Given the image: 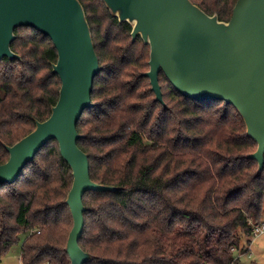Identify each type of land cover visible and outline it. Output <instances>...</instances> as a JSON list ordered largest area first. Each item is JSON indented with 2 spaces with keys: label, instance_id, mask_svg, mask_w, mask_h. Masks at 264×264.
Here are the masks:
<instances>
[{
  "label": "trees",
  "instance_id": "trees-1",
  "mask_svg": "<svg viewBox=\"0 0 264 264\" xmlns=\"http://www.w3.org/2000/svg\"><path fill=\"white\" fill-rule=\"evenodd\" d=\"M101 69L77 123L90 177L120 187L89 191L79 238L84 264H240L253 225L263 222L264 169L247 157L257 143L237 109L193 100L159 74L164 104L150 80V46L102 0H80ZM229 21L237 0H192ZM0 61V164L43 121L59 98L53 41L32 27L15 29ZM72 170L55 139L13 183L0 184V259L22 240L21 264H71L65 251L73 217L65 203ZM246 241L243 245L242 242ZM257 264V263H254Z\"/></svg>",
  "mask_w": 264,
  "mask_h": 264
},
{
  "label": "water",
  "instance_id": "water-1",
  "mask_svg": "<svg viewBox=\"0 0 264 264\" xmlns=\"http://www.w3.org/2000/svg\"><path fill=\"white\" fill-rule=\"evenodd\" d=\"M112 16L132 26L150 46V80L155 100L164 104L159 74L163 72L182 95L193 100H223L242 116L257 149L247 157L264 169V0H237L229 21L209 15L192 0H102ZM32 27L48 36L58 53L52 71L59 75V98L50 116L13 145L0 164V184L16 181L48 141L58 142L72 170L65 203L73 217L65 251L71 264L93 255L79 245L84 228L83 198L89 191H115L118 186L90 177L88 154L78 146L77 123L93 105L91 93L101 66L91 28L80 0H0V61L20 59L11 49L15 29Z\"/></svg>",
  "mask_w": 264,
  "mask_h": 264
},
{
  "label": "rangeland",
  "instance_id": "rangeland-1",
  "mask_svg": "<svg viewBox=\"0 0 264 264\" xmlns=\"http://www.w3.org/2000/svg\"><path fill=\"white\" fill-rule=\"evenodd\" d=\"M23 239L24 235L22 236V240ZM22 240L18 244L14 245L13 248L0 259V264H21L20 254ZM242 244L245 245L246 241H243ZM245 252V254L241 255V264H264V233H261L256 237L252 235ZM236 253L239 255L238 252Z\"/></svg>",
  "mask_w": 264,
  "mask_h": 264
},
{
  "label": "built area",
  "instance_id": "built-area-1",
  "mask_svg": "<svg viewBox=\"0 0 264 264\" xmlns=\"http://www.w3.org/2000/svg\"><path fill=\"white\" fill-rule=\"evenodd\" d=\"M264 233V221L253 225L252 235L254 237Z\"/></svg>",
  "mask_w": 264,
  "mask_h": 264
},
{
  "label": "crops",
  "instance_id": "crops-1",
  "mask_svg": "<svg viewBox=\"0 0 264 264\" xmlns=\"http://www.w3.org/2000/svg\"><path fill=\"white\" fill-rule=\"evenodd\" d=\"M246 251V250H245ZM245 251H243V252H238L239 253V259H241V255H243V254H245L246 252ZM251 253V252H250ZM240 264H241V262H240Z\"/></svg>",
  "mask_w": 264,
  "mask_h": 264
}]
</instances>
